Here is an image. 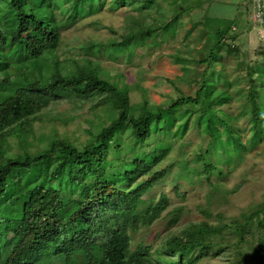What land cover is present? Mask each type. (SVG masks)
Returning <instances> with one entry per match:
<instances>
[{
	"label": "trees",
	"instance_id": "1",
	"mask_svg": "<svg viewBox=\"0 0 264 264\" xmlns=\"http://www.w3.org/2000/svg\"><path fill=\"white\" fill-rule=\"evenodd\" d=\"M178 1L173 0L175 6ZM115 2L124 4V0ZM126 3H135L142 9L153 5L154 0H126ZM156 4L155 1L154 9L159 11ZM101 5V0H0V264H36L43 258H51L54 264H154L155 260L194 264L212 249L222 231L206 221L190 223L176 234L166 236L159 250L150 251L142 245L129 250L131 234L158 220L167 208V198L161 195L155 203L138 211L140 197L164 172L150 174L131 187L137 177L147 174L157 158L138 152L132 153L129 164L125 159H107L108 152L118 150L115 141L122 133L132 138L133 146L141 144L150 130L168 128L177 111L198 105L204 113L217 112V121L231 143L241 144L237 131L229 124L232 117L221 110L230 95L215 89L211 72L202 75L193 97L184 96L166 107H150L135 114L127 91L112 85L110 78L102 76L90 63L73 64L67 71L59 69L51 56L65 17L94 13ZM54 9L60 11L59 22ZM46 12L49 17L44 15ZM172 14H178L177 9ZM133 24L138 26L136 22ZM232 24L233 20L215 24L211 36L216 53L221 49L238 53V48L229 43L233 39L229 35ZM151 29L140 27L129 38L142 41ZM216 56L209 52L204 60L206 68ZM12 66L18 67L15 74L9 71ZM245 77L247 115L252 140L258 143L264 135V69L261 73L248 71ZM69 93L81 95L83 100L97 94L115 117L92 134L91 143L81 149L56 139L44 152L25 154L22 160L5 155L2 143L8 136L18 140L24 134L29 117L47 106L45 95ZM98 105L93 104L92 109ZM182 125L183 132L185 123ZM208 131L217 135L212 127L208 126ZM202 167L205 174L216 170L207 162ZM106 210L111 212L108 218L102 217ZM253 215L246 218L249 223L233 228L235 234H240L238 242H245L243 236L250 234L252 221L258 228H264L262 218L258 219L256 212ZM217 243L221 250L223 240ZM246 254L250 264H264L261 248Z\"/></svg>",
	"mask_w": 264,
	"mask_h": 264
},
{
	"label": "rangeland",
	"instance_id": "2",
	"mask_svg": "<svg viewBox=\"0 0 264 264\" xmlns=\"http://www.w3.org/2000/svg\"><path fill=\"white\" fill-rule=\"evenodd\" d=\"M101 1L97 12L71 19L69 15L65 17L51 56L59 69L67 71L73 64L90 63L102 76L110 78L112 85L127 91L135 114L150 107H166L184 96L193 97L202 75L211 72L215 89L230 95L221 110L232 117L229 124L237 131L241 144L231 143L217 121V112L204 113L198 105L177 111L168 128L158 123L162 129L150 130L141 144L133 146L132 138L122 133L115 141L118 150L108 152L107 159H125L129 164L132 153L138 152L157 158L147 174L137 177L131 187L150 174L164 172L140 197L138 211L155 203L161 195L167 198V208L160 218L131 234L129 250L138 245L150 251L159 250L166 236L176 234L187 224L206 221L222 231L212 249L194 264H250L246 254L249 250L261 248L264 252V228H258L252 221L251 232L243 236V243L238 242L240 234H235L233 228L249 223L246 218L255 212L264 222V135L258 143L252 140L245 92V74L261 73L264 69V40L259 41L251 33L245 3L238 5L240 14L234 17L235 10L230 4L235 0H180L176 6L173 0H154L153 5L142 9L135 3L128 5L126 0L121 6L115 0ZM155 1L159 11L154 9ZM175 9L178 14H172ZM53 12L59 22L60 11ZM44 15L50 16L47 12ZM232 20L229 35L233 39L229 43L238 48V53L223 49L216 53L211 36L215 24ZM135 22L138 26H134ZM140 27L152 28L150 35L142 41L130 39ZM209 52L214 58L217 54V59L206 68L204 60ZM45 62L49 64L47 59ZM14 67L9 68L13 74L17 71ZM45 96L49 101L47 106L29 117L24 134L18 140L8 136L2 143L3 152L11 159L18 161L25 154H40L56 139L81 149L91 143L92 134L115 117L97 94L86 100L73 93ZM96 103L100 104L92 109ZM182 123H185L183 132ZM208 126L217 135L213 136ZM206 162L216 170L205 174L202 163ZM110 215V210H106L102 217ZM221 240L227 248L222 245L218 250L217 242ZM36 264H54V261L43 258ZM154 264L166 263L155 260Z\"/></svg>",
	"mask_w": 264,
	"mask_h": 264
},
{
	"label": "built area",
	"instance_id": "3",
	"mask_svg": "<svg viewBox=\"0 0 264 264\" xmlns=\"http://www.w3.org/2000/svg\"><path fill=\"white\" fill-rule=\"evenodd\" d=\"M250 31L259 40H264V0H253L250 16Z\"/></svg>",
	"mask_w": 264,
	"mask_h": 264
},
{
	"label": "crops",
	"instance_id": "4",
	"mask_svg": "<svg viewBox=\"0 0 264 264\" xmlns=\"http://www.w3.org/2000/svg\"><path fill=\"white\" fill-rule=\"evenodd\" d=\"M240 3H245V7L247 8L246 15H247V18L250 19L252 6H253V0H235L233 4H230L233 6L235 10L234 17L240 14V13L238 14V8H239L238 5H240ZM248 6H250V8Z\"/></svg>",
	"mask_w": 264,
	"mask_h": 264
}]
</instances>
